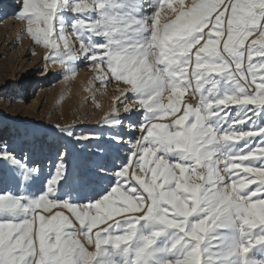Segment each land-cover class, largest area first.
<instances>
[{
    "label": "snow or ice",
    "instance_id": "snow-or-ice-1",
    "mask_svg": "<svg viewBox=\"0 0 264 264\" xmlns=\"http://www.w3.org/2000/svg\"><path fill=\"white\" fill-rule=\"evenodd\" d=\"M16 16L66 78L88 61L125 85L128 115L102 123L132 139L111 177L67 152L45 176L0 142V264H264V0H20ZM93 176L111 182L64 190Z\"/></svg>",
    "mask_w": 264,
    "mask_h": 264
},
{
    "label": "rangeland",
    "instance_id": "rangeland-1",
    "mask_svg": "<svg viewBox=\"0 0 264 264\" xmlns=\"http://www.w3.org/2000/svg\"><path fill=\"white\" fill-rule=\"evenodd\" d=\"M6 1L10 2L0 0V142H7L18 155L26 154L46 176L54 171L57 155L67 152L75 172L89 174L103 164L111 177L115 168L125 161L132 137L125 134L129 123L125 120V130L121 133L123 143L113 142L110 140L113 132L102 121L115 106H120L122 117L128 115L123 112V105L130 101L123 97L119 101L114 99L121 95L117 88L125 85L113 82L104 87L95 79L97 73L88 61L79 63L78 77L93 81L99 100L109 105L105 113L99 112L96 103L86 94V88L77 90L76 80L66 78L65 65L46 61L44 57L49 50L36 45L23 32L25 24L16 16L20 0H16V6L3 11ZM171 15L170 9L165 8L162 22H167L166 17ZM135 115L137 121L142 118L139 112ZM56 125L70 128L73 135L59 132ZM85 136H98L100 142L77 139ZM92 178V182L87 180L84 184L71 182L64 190L71 191L74 196L90 198L111 182L110 178ZM11 182L10 174L5 171L0 188Z\"/></svg>",
    "mask_w": 264,
    "mask_h": 264
},
{
    "label": "bare ground",
    "instance_id": "bare-ground-1",
    "mask_svg": "<svg viewBox=\"0 0 264 264\" xmlns=\"http://www.w3.org/2000/svg\"><path fill=\"white\" fill-rule=\"evenodd\" d=\"M12 2V3H11ZM17 5V2H16V0H10V2H4V6H5V8H4V10L3 11H6V10H9V9H11L13 6H16ZM59 69H60V66H59ZM55 78H57V76H55ZM71 79L73 78V79H75L76 80V82H75V88L77 89V90H81V89H83V87H85L86 88V90H87V95H88V97H95L94 99H93V101L96 103V105H97V107H98V110L100 109L101 111H99V112H101L102 114L103 113H105V111H107L108 110V107H109V105L105 102V101H103V99H102V101H100L99 100V98H98V95H97V92H96V89H95V85L92 83V82H89V81H87V80H85L83 77H78V75L76 74L74 77H70ZM89 80V79H88ZM100 113V114H101ZM137 115H134V120H137ZM93 118V117H92ZM129 143V142H128ZM116 147H117V145H116ZM115 150V149H114ZM114 155V154H113ZM113 157L114 156H112L111 158H109L110 160V162L112 163V159H113ZM46 176V175H45ZM94 179L93 178H91L90 179V181L92 182ZM37 187H38V185H37Z\"/></svg>",
    "mask_w": 264,
    "mask_h": 264
}]
</instances>
